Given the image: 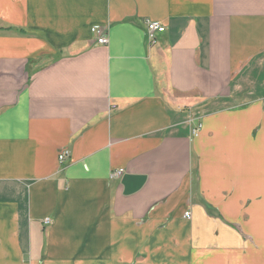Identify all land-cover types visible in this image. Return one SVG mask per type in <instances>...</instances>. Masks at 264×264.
<instances>
[{"label": "crops", "instance_id": "0c3cea01", "mask_svg": "<svg viewBox=\"0 0 264 264\" xmlns=\"http://www.w3.org/2000/svg\"><path fill=\"white\" fill-rule=\"evenodd\" d=\"M0 264H264V0H0Z\"/></svg>", "mask_w": 264, "mask_h": 264}, {"label": "built area", "instance_id": "2783aa9c", "mask_svg": "<svg viewBox=\"0 0 264 264\" xmlns=\"http://www.w3.org/2000/svg\"><path fill=\"white\" fill-rule=\"evenodd\" d=\"M145 26H146V30L149 34V43L151 45L155 44V35L163 33L164 32V27L161 26L158 22L155 21H151V20H146L145 21ZM91 33L95 36L96 38V43L98 45H106L108 43L106 36H104L102 34V32L100 31V29L97 28H92L91 29ZM195 133V130L193 131V134ZM69 152L67 150L60 152V154L58 155V161L60 163L64 162L66 160V158L68 157ZM123 172V170H117L115 172L112 173V177H118L121 175V173ZM185 218H189L190 217V213L186 212L184 214ZM45 225H49L50 224V220H45L44 221Z\"/></svg>", "mask_w": 264, "mask_h": 264}]
</instances>
